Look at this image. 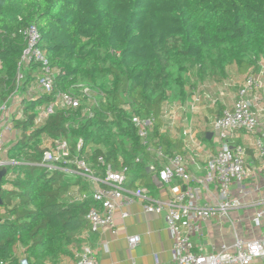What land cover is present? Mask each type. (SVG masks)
Returning <instances> with one entry per match:
<instances>
[{
    "label": "trees",
    "instance_id": "trees-1",
    "mask_svg": "<svg viewBox=\"0 0 264 264\" xmlns=\"http://www.w3.org/2000/svg\"><path fill=\"white\" fill-rule=\"evenodd\" d=\"M30 26L50 65L60 70L58 90L79 93L84 85L107 99L92 108V118L84 117L88 104L82 100L77 110H58L39 127L36 111L53 95L23 101L25 120L15 122L18 138L7 154L18 164L6 167L2 181L0 262L7 264H19L18 246L35 264L73 256L70 249L80 251L82 235L92 233L86 216L93 199L73 203L69 195L74 185L89 195L90 186L40 167L44 135L65 139L97 177L105 172L100 156L116 171L128 167L127 188L133 190L149 177L153 158L132 116L154 118L157 138L166 104L186 102L200 83L226 80L232 67L254 75L264 59V0H0V105L16 91L23 32ZM36 72V65L27 70L22 90ZM159 139L168 155L181 152L179 143ZM146 187L155 188L151 182Z\"/></svg>",
    "mask_w": 264,
    "mask_h": 264
},
{
    "label": "built area",
    "instance_id": "built-area-1",
    "mask_svg": "<svg viewBox=\"0 0 264 264\" xmlns=\"http://www.w3.org/2000/svg\"><path fill=\"white\" fill-rule=\"evenodd\" d=\"M23 34L26 48L18 62L16 91L0 105V129L8 133L16 131L15 122L25 120L23 101L34 102L43 95H53V100L50 104L37 109L35 127L45 124L58 110H77L82 100H86L88 104L83 110L84 117L92 118V108L98 106L100 102H106V93L84 85L78 86L79 93L58 90L55 79L60 74V70L50 65L47 54L40 48V34L34 26L27 28ZM32 65L37 66V72L33 75V81L22 90L26 72ZM1 66L0 60V68ZM261 67L258 74L250 75L241 82L234 83L232 80L226 82L225 87L237 85L239 88L236 100L232 105L223 107L220 111L221 115L212 123L213 136L219 143L215 151H207L197 134L195 136L192 132L188 133L184 141L185 149L208 154L203 175L191 173L190 164L199 167L194 160L191 159L189 164L188 158L186 159L183 154L173 152L168 155L159 139L165 134L163 126L166 120L174 125L178 111L185 109L184 111L192 113L202 104L204 94L202 97L200 87L193 90L185 106L172 105L174 102L165 105L160 117L161 126L157 138H153L156 122L154 118L142 119L132 116V123L137 130L141 145L153 158V162L148 164V170L156 174L163 186L168 189L166 200L154 198L150 191L142 186L134 190L128 189L127 175L130 174V169L122 166L121 170L116 171L112 165H106L103 156L98 157V164L105 167L104 175L95 176L96 173L85 159L77 155L73 156L69 143L62 138L52 139L47 135L42 137L43 157L40 167L51 173L74 174L90 185L89 195L74 194L71 201L81 203L90 197L93 199L95 204L86 216L92 233L96 234L103 228L114 230L115 215L121 207H129L136 201H141L146 214L164 216L174 240L173 264H251L254 261L264 263V233L249 241L236 236L232 248L223 246L219 252L209 255L198 252L193 240L195 236L202 235V225L205 222L216 217H228L230 212L244 207L242 201L234 196L235 187H239L237 191L240 195H243L241 188L243 184L254 187L259 184L264 187V103L261 95L264 90V67ZM122 108L130 112L128 105ZM243 132L253 135L254 140L256 139L253 152L258 165L248 161V149L244 145H232L235 136ZM82 145V140H79L78 153ZM6 146L7 142L0 135V170L18 164L8 159L10 148L7 149ZM192 156L194 157L195 154L192 153ZM136 162L140 163L141 160L137 159ZM199 170H202V167ZM213 188L217 189L220 199L216 202H203L202 193H210ZM262 204L264 205V201ZM128 216V212L121 211L123 219ZM263 221L264 208L253 219L256 226H260ZM140 241L139 236L130 237V248L137 247ZM0 264L7 263L0 262ZM19 264H31V262L23 256ZM76 264H97L90 247L82 249Z\"/></svg>",
    "mask_w": 264,
    "mask_h": 264
},
{
    "label": "crops",
    "instance_id": "crops-1",
    "mask_svg": "<svg viewBox=\"0 0 264 264\" xmlns=\"http://www.w3.org/2000/svg\"><path fill=\"white\" fill-rule=\"evenodd\" d=\"M264 62V59L260 61ZM260 65V64H259ZM260 71V70H259ZM259 71L256 73L258 74ZM230 73V72H229ZM255 75V74H254ZM229 76L221 83L206 82L201 83L198 87L201 89V94L204 98L202 104L196 109L195 112L178 111L175 115V124L171 125L168 120L165 122L163 138H168L173 142L179 143L180 151H175L183 154L186 159L188 158L189 164L191 159L199 164L195 166L190 164V171L194 175H203L205 173V166L208 162V154L194 150L193 152L186 150L184 144L188 133L192 132L197 137L199 134L203 135V143L206 150L215 151L219 143L213 136L212 123L221 115V109L232 105L237 98V91L239 86H227L226 82L237 83L239 80ZM264 80V78H263ZM203 90V91H202ZM204 92V93H203ZM264 103V90L261 93ZM186 102L176 101L172 105L185 106ZM263 120V119H262ZM212 134L211 138H207L208 134ZM0 135L7 142V149L10 148L12 142L15 140L16 135L14 132L8 133L0 129ZM200 140V139H199ZM256 142L254 136L248 133H239L232 141V145L242 144L248 149V161L253 165H258L254 158L253 147ZM192 153L195 156H192ZM202 167V170H199ZM156 174H149L141 182H136L135 188L140 186L147 188L154 198L166 200L168 196V189L160 184H155L153 177ZM65 178L71 184L77 183V180L85 182L82 178L74 174H65ZM149 182L153 183L155 188L150 189L146 187ZM141 183V184H140ZM144 184V185H143ZM90 186V185H89ZM6 188H10L7 186ZM134 188V189H135ZM234 188V196L239 198L244 204L243 208L230 212L228 217H216L212 220L205 222L202 225V235L193 238L196 244V250L204 255H209L220 251V248L225 246L232 248L235 243V237L239 236L245 240H254L264 233V221L260 226H256L253 222L254 217L260 212L264 205V187L259 185L257 187L249 184L241 186L243 195H240ZM133 189V190H134ZM80 185H74L69 189L70 193L80 194ZM203 202H216L220 199L217 189L213 188L210 193L204 192ZM141 201H136L129 207L122 206L115 215L116 227L114 230L103 228L98 233H84V243L80 251L70 249L73 256H62L55 262L47 261L45 264H76L78 254L81 253L84 247H90L93 251L97 264H173V248L174 240L169 232L168 225L163 215H148L143 210ZM121 211L129 213L126 219L121 217ZM2 212L0 211V214ZM139 236L141 241L135 248H130L129 238ZM19 258L26 256L24 249L21 246L17 247ZM31 263L35 264L31 259ZM251 264H264L261 261H254Z\"/></svg>",
    "mask_w": 264,
    "mask_h": 264
},
{
    "label": "rangeland",
    "instance_id": "rangeland-1",
    "mask_svg": "<svg viewBox=\"0 0 264 264\" xmlns=\"http://www.w3.org/2000/svg\"><path fill=\"white\" fill-rule=\"evenodd\" d=\"M260 66L264 67V62H261L260 63ZM261 67V68H262ZM229 72L232 76H235L234 78H236L237 80H239V82L243 81L246 77L250 76L249 74H246V75H241L237 72V69L235 67H232L229 69ZM198 81L195 82V85L197 84ZM206 83V82H205ZM201 85V83L199 84ZM15 133V135L17 136L18 138V134L16 131H13ZM16 138V140H17ZM198 138L200 139L201 142L205 143L206 144V141H204L203 139V135L202 134H199ZM2 213L1 214H4V211L3 210H0Z\"/></svg>",
    "mask_w": 264,
    "mask_h": 264
},
{
    "label": "water",
    "instance_id": "water-1",
    "mask_svg": "<svg viewBox=\"0 0 264 264\" xmlns=\"http://www.w3.org/2000/svg\"><path fill=\"white\" fill-rule=\"evenodd\" d=\"M212 134H208V137L207 138H211ZM149 173H152V172H149ZM153 174V173H152ZM7 175V169L6 167L2 168L0 170V207L2 206L3 202H2V198H1V192H2V181L3 179L6 177ZM153 181L155 182V184H160V185H163L160 180L158 179L157 175L153 177Z\"/></svg>",
    "mask_w": 264,
    "mask_h": 264
}]
</instances>
